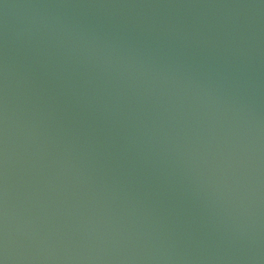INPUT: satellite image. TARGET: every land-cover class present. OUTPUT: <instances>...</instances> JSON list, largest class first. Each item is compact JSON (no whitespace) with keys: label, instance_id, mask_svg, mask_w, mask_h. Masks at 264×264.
Listing matches in <instances>:
<instances>
[{"label":"water","instance_id":"obj_1","mask_svg":"<svg viewBox=\"0 0 264 264\" xmlns=\"http://www.w3.org/2000/svg\"><path fill=\"white\" fill-rule=\"evenodd\" d=\"M0 264H264V0H0Z\"/></svg>","mask_w":264,"mask_h":264}]
</instances>
